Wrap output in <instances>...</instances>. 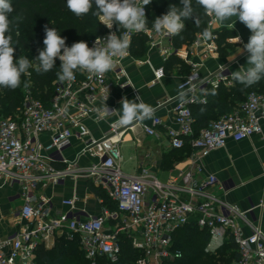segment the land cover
Returning a JSON list of instances; mask_svg holds the SVG:
<instances>
[{
	"label": "built area",
	"instance_id": "obj_1",
	"mask_svg": "<svg viewBox=\"0 0 264 264\" xmlns=\"http://www.w3.org/2000/svg\"><path fill=\"white\" fill-rule=\"evenodd\" d=\"M145 14L147 19V5ZM215 24L208 17V30ZM104 27L101 35L90 40V48L97 39L103 46V39L106 41L111 33L119 37L126 31L117 24L111 29ZM147 28V32L129 33L128 55L115 58L113 69L102 78L76 70L72 82L54 79L52 93L46 101L36 97L28 87L16 112L9 116L0 113V179L18 181L24 200L14 218L20 225L11 233L0 235V264H36L38 247L47 246L49 239L61 235L77 238L93 264L99 256L115 262L121 254L120 231L128 233L133 246L141 252L136 264H163L182 256V251L174 247L173 234L191 222L209 230L207 252L218 249L231 236L240 254L236 264H264V230L251 217L254 207L242 209L218 196L211 187L224 190L225 184L215 174L201 177L203 167L199 162L212 150L224 147L228 139L240 141L262 133L264 91H250L240 107L210 121L198 133L191 106L198 100L190 97L179 102L174 107L177 128H168L167 136L174 148H183L188 142L193 149L192 161L188 169L180 170L167 181L146 168L134 174L122 169L119 143L125 129L118 121L110 124L103 138L89 139L85 152L99 160L89 166L87 177L106 188L115 200L117 209L111 213L82 216L72 197L62 201L68 210L56 212L53 200L38 192L47 181H57L66 175L67 171L55 163L68 162L66 153L73 146V137L90 136L85 121L90 117L101 119L96 112L98 103H104L105 96L109 98L114 82H119L123 90L133 89L137 93L129 79L124 81L127 72L123 62L132 55L135 35H145L147 44L163 54L178 53L173 44L175 35L156 33L149 24ZM162 39L170 41L167 49L160 47ZM217 40L216 32H212V39H204L200 33L193 44H203L207 52H213L219 47ZM165 74L163 66L157 67L152 83L160 81ZM229 78L224 69L206 79L194 71L179 84V89L203 91L210 85L229 82ZM199 101L206 102V98ZM161 123L160 117H154L151 125L142 123V128L150 135H158L157 127ZM46 133L49 138L42 141L41 136ZM109 220L115 221L112 226Z\"/></svg>",
	"mask_w": 264,
	"mask_h": 264
},
{
	"label": "crops",
	"instance_id": "obj_2",
	"mask_svg": "<svg viewBox=\"0 0 264 264\" xmlns=\"http://www.w3.org/2000/svg\"><path fill=\"white\" fill-rule=\"evenodd\" d=\"M232 20L235 21V24L232 21H226L223 24L217 23L209 29L217 34L218 31L226 33L225 42L222 45L223 52L219 50V47L216 51L207 52L203 44H193L200 34L197 33L193 42L183 43L179 47L174 45L178 53L168 51L163 54L158 48L150 47L146 42L141 54L132 52L130 57L124 59L127 72L124 81L129 79L134 84L137 93L133 89L123 90L119 82H114L110 96L105 102L108 108L115 109L114 112L99 120L93 117L87 118L85 122L90 129V136L88 138L73 137V146L66 153L68 162L55 163L56 167L67 171L66 175L57 181H47L38 192L53 200L56 212L68 210L69 207L62 201L71 197L76 199V208L82 216L88 214L106 215V213L116 210V208L109 207L102 196L90 189L88 183L93 182L87 177L88 168L99 159L86 153L85 149L89 139L103 138L109 131L110 124L119 121L121 101L124 98L136 102L142 100L152 106L155 111L151 119L122 125V129H125L122 141L119 143V162L122 169L126 173L134 174L146 168L162 181H167L172 175H177L180 170L190 167L192 147L184 154L175 149L167 136V130L170 127L177 128L174 107L190 97L198 100L191 105L194 110L209 108L205 109L207 111L205 123L215 120V118H211V114L218 115V108L215 106L205 107L204 105L209 101L211 103L217 101L218 91L216 89L219 85L231 87L238 83L231 76L234 71L240 70L242 66L248 67L249 53L244 49V45L247 44L252 33L236 17H233ZM236 36L240 37L239 42H237ZM169 45L168 39L160 41V47L167 49ZM172 57L178 58L179 61L173 64L168 63ZM159 66L165 68L166 74L160 81L152 83L154 70ZM222 67L230 75L229 82H220L218 86L210 85L203 91L183 92L179 89V84L192 72L196 71L200 78L206 79L217 75ZM256 84H260V81ZM250 87L253 88L254 84ZM244 94L247 95V92ZM201 97H205L206 102L199 101ZM103 104L98 103V108H101ZM220 115L222 116L219 113ZM154 117L162 119V123L157 127L158 135H150L142 128V123L151 125ZM262 127V133L249 138L240 141L228 139L224 147L212 150L201 157L199 162L203 167L201 177L215 174L226 188L223 190L211 187V189L218 196L229 203L239 205L242 209L254 207V214L251 217L264 230V120H262ZM48 138L49 133L41 136L42 141H46ZM94 185L103 189L110 200L116 203L106 188L102 185ZM151 194H148V199ZM23 202L21 184L18 181L1 178L0 235L11 233L20 225L14 218ZM114 222V220H109L111 226ZM55 240L56 237L49 239L46 247H51Z\"/></svg>",
	"mask_w": 264,
	"mask_h": 264
},
{
	"label": "trees",
	"instance_id": "obj_3",
	"mask_svg": "<svg viewBox=\"0 0 264 264\" xmlns=\"http://www.w3.org/2000/svg\"><path fill=\"white\" fill-rule=\"evenodd\" d=\"M11 3L14 8V12L10 16V19L14 21L13 30L10 33L13 47L16 49L14 58L19 59L20 56H25L33 64V67L28 70L30 75L26 83L27 87H22V84L26 82L24 74L21 75V84L16 89L0 87V113L4 116L12 115L21 107L25 89L28 87L36 97L45 101L52 93V83L57 78L56 74L60 70L61 62L56 59L55 67L48 73L38 74L35 71V65L38 64L35 59L38 57L39 51L44 48L43 40L46 28H56L58 33L65 38L66 46L70 47L79 41L88 44L91 39L101 35L105 30L100 19L93 15L96 11L95 4L87 15L77 17L67 9L66 0H11ZM170 5L182 7L180 0H152L147 5L148 24L153 26L156 17L167 13ZM192 5L194 14L199 18V25L194 23L193 19L185 20L184 30L179 35L174 36L173 41L176 47L183 43L193 42L197 33H203L205 29H208V16L205 15L203 8L196 4V0H192ZM225 36V32L218 31L217 41L221 52H223L222 45L225 42ZM146 42L147 37L145 35H135L131 51L135 54H141ZM178 61V58L172 57L168 63L173 64ZM216 90L218 91L217 101L215 103L209 101L204 106H215L219 113L224 115L240 107L239 102L246 99L245 92L248 94L253 90L264 91V78L260 80V84H254L253 88L238 82L231 87H225L221 84ZM205 109L209 108L198 110L192 108L196 133L200 131V128L208 125L204 122L207 114ZM219 113L218 115L212 113L211 118L219 119L221 117ZM175 149L184 154L185 151L191 149V145L186 142L183 148ZM88 184L94 193L104 198L109 207L117 209V203L112 202L103 189L91 182ZM118 237L121 244L119 260L112 262L106 257L99 256L96 258L95 264H136L141 252L133 246L128 233L120 231ZM173 239L174 247L182 251V256L163 264H236L240 259L237 245L231 236L218 248L216 256L209 254L205 248L210 240V232L206 228L198 227L193 222L178 228L173 234ZM36 262V264H93L81 248L79 240L77 238L70 239L65 235L57 236L51 247L40 245L37 249Z\"/></svg>",
	"mask_w": 264,
	"mask_h": 264
},
{
	"label": "clouds",
	"instance_id": "obj_4",
	"mask_svg": "<svg viewBox=\"0 0 264 264\" xmlns=\"http://www.w3.org/2000/svg\"><path fill=\"white\" fill-rule=\"evenodd\" d=\"M152 0H66L67 9L77 17L87 15L95 4L96 11L93 15L100 22L111 29L113 24L123 27L126 31L117 36L111 33L103 39L101 46L96 40L94 47H89L84 41L75 42L71 47L66 46V40L56 28H46L43 40L44 48L39 51L35 59V71L38 74L48 73L55 67L57 58L61 61L57 78L61 82H72L75 80V71L80 70L94 76L103 77L105 73L112 70L115 58L128 55L131 46L129 33L147 32V19L145 6ZM182 7L170 5L168 12L156 17L153 29L156 33L166 35H179L185 28L184 21L193 19L199 25V18L194 14L192 0H180ZM196 4L203 8L205 15L212 17L213 21L223 24L236 17L250 31L251 36L244 49L249 53L247 59L248 67H241L234 71L232 78L246 87L258 83L264 78V0H196ZM14 12L11 0H0V87L16 89L21 84V75L28 74L33 64L25 56L14 58L15 47L12 44V26L14 21L10 19ZM204 39H212V32L205 29L202 33ZM237 42L240 37L236 36ZM223 71V67H222ZM28 85L25 84V87ZM104 97V104L96 109L99 118L110 115ZM119 124L129 125L132 122H142L151 119L155 109L142 100L122 101Z\"/></svg>",
	"mask_w": 264,
	"mask_h": 264
},
{
	"label": "rangeland",
	"instance_id": "obj_5",
	"mask_svg": "<svg viewBox=\"0 0 264 264\" xmlns=\"http://www.w3.org/2000/svg\"><path fill=\"white\" fill-rule=\"evenodd\" d=\"M33 63H35V61H33ZM24 76H25L24 79H25L26 82H24V84H22V87H25V84L28 82L29 75L28 74H24ZM244 101L245 100H242L241 102H239V105L241 106ZM208 253L211 254L212 256H216L218 254V249L209 251Z\"/></svg>",
	"mask_w": 264,
	"mask_h": 264
}]
</instances>
